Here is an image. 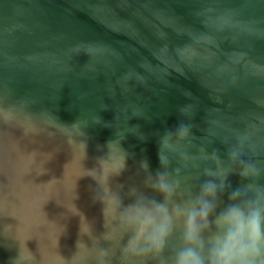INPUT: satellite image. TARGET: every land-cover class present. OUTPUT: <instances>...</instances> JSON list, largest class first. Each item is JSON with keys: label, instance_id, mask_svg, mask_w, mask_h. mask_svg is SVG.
Returning <instances> with one entry per match:
<instances>
[{"label": "water", "instance_id": "1", "mask_svg": "<svg viewBox=\"0 0 264 264\" xmlns=\"http://www.w3.org/2000/svg\"><path fill=\"white\" fill-rule=\"evenodd\" d=\"M256 60L264 63V0H0V264L23 250L33 264H67L78 241L109 247L97 198L119 158L101 160L108 143L126 154L109 189L125 205L133 186L160 199L140 162L155 174L159 136L181 120L199 144L211 111L236 127L264 111L252 100L264 103ZM206 148L226 158L219 138ZM196 177L182 176L193 194Z\"/></svg>", "mask_w": 264, "mask_h": 264}, {"label": "clouds", "instance_id": "2", "mask_svg": "<svg viewBox=\"0 0 264 264\" xmlns=\"http://www.w3.org/2000/svg\"><path fill=\"white\" fill-rule=\"evenodd\" d=\"M254 76L264 79L260 73ZM192 107L185 105L179 111L190 117ZM211 112L199 144L194 143L191 120H181L159 136L160 168L155 174L148 172L146 160L140 162L147 173L144 186L160 199L133 186L129 189L132 201L122 203L107 179L124 169L126 154L116 142L108 143V159L101 160L110 164L114 152L119 158L103 185L97 181L102 189L97 198L106 228L102 239L111 245L89 248L78 241V250L67 264H89L90 260L94 264H264V183L260 182L264 179V111H253L250 119L241 115L243 127L234 126L233 118ZM211 137L226 145V158L215 148L207 150ZM188 171L203 177L195 194L182 187V176ZM232 174L242 180L235 187L229 180ZM125 234L127 239L121 243ZM169 246L172 251L166 256ZM33 261L31 252L23 250L15 264Z\"/></svg>", "mask_w": 264, "mask_h": 264}]
</instances>
